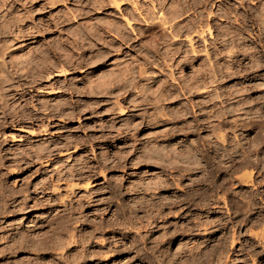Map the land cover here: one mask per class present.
Returning a JSON list of instances; mask_svg holds the SVG:
<instances>
[{
  "label": "rangeland",
  "instance_id": "1",
  "mask_svg": "<svg viewBox=\"0 0 264 264\" xmlns=\"http://www.w3.org/2000/svg\"><path fill=\"white\" fill-rule=\"evenodd\" d=\"M19 1L0 0V15L4 11L0 20H3L1 18H4V16L6 18L11 12L13 14L20 11L24 12L22 11L23 7L25 9L29 7L30 10H28L29 8L26 10L28 12L33 11L34 23L25 20L24 23H29L30 25L27 24L29 25L28 29V27H25L27 25L22 23V25H25L23 31L27 33L30 30L29 32L34 33L38 27L42 30V26L48 28V30L43 28L45 32L40 36L36 34L34 40L27 38L23 42L21 40L13 42L15 38L11 37L12 34L10 33L13 32V29L15 31V21L9 15L10 17L8 16L7 18L12 21L8 23L7 27H9L4 29L5 31L7 29L11 31L8 32L7 30L6 32L4 31V35L2 34L6 38L2 39L5 41L2 46L6 45V48L9 46V49L5 52L11 51L8 52L10 55L7 53L9 57L5 56L4 75L9 73L13 75L5 76L3 87L0 90V131H2L0 135L5 132L4 136H0V248L2 246V249H4L6 246L9 249L12 246L9 245L10 247H8L7 244L12 245L15 241L18 243V240L10 241V239L22 229L28 234L32 232V234L28 235L30 239H34L31 242H36L40 240V237L47 236L51 232L55 234L51 233L49 237L58 236L60 228H56L57 224L49 225L48 221L50 218H59L57 222H61L63 229L76 235L75 242L69 245L70 248L77 250L74 254L77 261L74 264H83V262L86 263L87 261V264H105L106 262L104 263L102 256L100 258L99 255L83 256L84 249L87 253L92 248L106 250L107 255L111 254L113 261L110 264H264V240L261 241L259 236H255V234H260L262 229H264V170L262 169L264 166H262L263 164H260L261 166L255 164L257 162L255 161L256 159L262 160L264 158V143L259 146V151L258 147H254L256 144L254 137L256 135L258 137V133L256 128H252V126H255L254 120L260 118L257 116H261L264 119V65L254 69L253 73L248 76L239 74L238 77L226 78V80L224 78V80L222 78L221 80L220 74L217 77L214 74V81L216 82L204 84V88H207L206 91H209V94H204L203 97L205 98L194 99L196 103L203 99L210 100L207 109L196 110V116H194L198 118L200 113L207 111L213 113L234 105V103L243 99L245 101L251 100L246 107H243L245 111L252 108L251 112H249L250 115L252 113V117L246 118V115H242V117H245V121L241 122L240 125L244 126L233 127L235 126L234 121L239 120L240 113L243 114L242 110L238 111L239 113L235 112L226 118L214 121L215 124H213L216 125V123L219 124L224 120L222 125L224 124L225 130L223 129L224 131L221 132L226 137L223 143L221 139L218 140L219 138H216V136L218 137L217 131L211 132L213 127L206 130L199 128L189 136L185 133L177 132L173 136L174 138L170 137L171 141H164L167 138H162L161 136L169 132L171 134V131L175 129L174 127L182 124L177 123L178 120L173 119L172 116H169L165 122L152 126L140 125L138 132L132 131L129 133V131L125 130V122L139 114L145 115L144 111H146V108L148 113L151 111L150 107L129 108L132 105L131 100H139L138 96H140V93L137 90L133 91L131 95H127V100L120 104L126 109L128 108L125 114H121L117 109L118 104H116L117 99L121 97L110 98L107 97L106 93H102L98 97L88 95L86 98V96L76 93L72 95L71 89L73 87H85L89 85L90 79H94L95 76L123 67L124 64L132 59L129 49L144 46L145 40L140 41L139 34L141 29L146 30V26L142 19H138L140 16L138 17V14L136 16L137 11L134 6L141 7L143 11L147 8L150 10L151 1L119 0L124 3L123 6L125 7L121 6L120 9L110 6L107 0H67L54 6L50 5L47 0ZM22 1L24 2L23 6ZM31 1L33 2L31 3ZM135 1L138 5L132 4ZM170 1L174 0H167V7L171 3ZM245 1L214 0L208 6L210 8L208 10L220 13L219 7L226 8L230 4L232 8L235 7L244 11L245 7L241 3H244L245 6L247 3H251L250 0ZM20 6H22V9ZM132 9L134 10L131 14ZM142 10L140 9V11ZM7 11L8 15H6ZM86 11L89 12L88 16L82 19L77 16L81 12ZM128 12L132 18L128 16ZM150 12L148 11V13ZM156 12L157 10L152 11L151 15H148L153 16L152 14L154 13L155 18L152 22H155V24L156 19L158 20ZM193 12L191 11L188 16L193 17ZM73 13L77 18L74 19ZM234 14L226 15L222 13L221 15H224V17L221 15L215 16L214 22H211L210 32L212 35L209 37L208 31H205L204 35L199 39V42H202L200 45L198 44L199 48L197 47V50H200L201 53L199 52L196 55L198 57L201 55L200 58L192 59L191 63L193 66L182 68V70L180 69L181 71L174 68L177 78L176 82L179 80L182 83L183 79L190 78V74L197 72L204 58L206 63L208 62L207 64L211 65L209 68L211 70L213 68L212 71L215 69L217 71L221 68L220 64L224 65L226 63L225 67L228 63V57L222 51L223 41L225 40L229 43L231 42L230 45H233V51L238 50L237 44L239 46L242 45L244 49L246 47L251 48L247 53L253 54L258 60L263 58L264 64V35H260L259 26L251 25L249 22V30L240 35L241 37L235 36L236 32H230V37L222 34L228 27L234 31V29L238 28L237 24L242 26L241 17L239 16L240 21L236 22ZM123 15L131 20L130 23L134 31L127 26ZM225 16L230 17V20L225 19ZM54 17L55 21H52ZM133 17L139 21H136ZM58 18L59 20L62 19L60 21L62 23L66 20L62 24V29L65 32L68 30L67 26L69 25L68 31L83 28L84 30L81 29V32L85 41L87 40V35L83 32L85 28L87 26L90 28L93 25L100 26V22H103L97 32L100 33L97 36L101 35L102 37L96 36L99 38L98 40L102 39L96 41L98 45L94 47V50L99 49L97 47H99V43L102 40H104L102 41L103 47L110 43L119 46L117 44L121 43L120 46L122 48L120 47L118 50L117 48L112 49V53L105 58L103 64H98L93 68L88 67L85 71V68L70 70L69 75L61 79L62 82L58 83L60 87L56 86L57 91L52 94V92L46 91L47 89L45 88H40L42 89L41 91L33 88L35 83L32 85L24 84L25 80H28L26 72L17 70L13 66L19 64L17 62L19 59H15L17 56L20 58L19 62L24 59L22 62L27 64L30 60L31 50L34 52L40 46V48L44 49L49 42L54 43L58 38L66 42L65 47L67 49L69 48L75 53L76 51L81 52L75 49L77 45L72 44L75 48L70 45V41L73 39L67 37L64 31L62 33L61 31L59 32L58 27L55 28L53 26L59 21ZM245 19L250 21L249 15H246ZM78 20H81L79 21L80 23H78ZM111 20H115L114 22L116 23L119 21L120 24L118 23V25H121L120 27L125 34L127 33L129 43L123 45L124 41L123 43L120 42L119 38L115 36V32L109 31L104 26V22L107 21L108 23ZM261 26L263 27V24ZM33 28L34 30H32ZM230 28L228 29L230 30ZM155 29L153 31L155 33L158 32L156 33V35L158 34L156 38L163 35L160 28ZM158 29L160 30L158 31ZM262 30L264 31V29ZM57 32L60 34H57ZM261 39L263 42H261ZM46 43L47 45H45ZM205 46L206 49L212 51L211 55L208 56L210 60L206 57L205 52L201 50V48L204 50ZM12 53H15L14 59L11 55ZM247 53L243 52V56L239 55L240 61L238 63H242L243 67L251 63L250 59L252 57H248ZM48 56L46 66L59 62L57 55L55 56L54 53ZM87 57L90 56L87 55ZM12 63L15 64L12 66ZM38 64L39 67L42 66L41 63ZM151 67L154 69L148 72V76H153L155 80L142 81L141 85L143 86H154L159 80H162L161 74L165 71H161V73L159 70H164V68L156 65ZM258 84L260 85L258 86L259 89L257 88V91L252 94L251 99L244 94H240L242 92L237 91L238 89ZM230 87L236 90V94L231 95L228 98L229 101L220 92ZM4 102H6L5 107L2 106ZM185 103V100H182V106ZM34 105L36 107H33ZM39 106H45L49 109L41 111ZM182 106H178V108ZM60 108H64L66 111L58 113ZM50 110L53 113L49 114ZM212 113H209V115ZM46 116L48 117L46 118ZM41 117L43 121H49L46 133H40L37 128ZM187 119L186 122L191 124L192 117L188 116ZM198 121L200 122V120ZM135 123H137V120ZM227 127H232L233 131ZM31 130H35L36 133L31 134ZM158 136L161 137L157 139L160 144L155 143L153 145V137ZM75 140L79 146L76 150L73 149L72 144L67 145V142H74ZM39 143L45 144H42V147L46 146L54 150V154L47 158L48 162L46 165L42 164L44 162L43 159H40L41 161L37 159V153L34 151L36 147L38 148L41 145ZM170 143L174 145L168 147L169 149L167 148L169 152H165V149V154L157 152L159 154L152 153L150 156V154H144L140 150L146 145L151 148L158 145V148H161ZM132 146L138 148H132ZM185 146L191 147V151H189V160L190 156L193 158H191V162L187 161L188 158H183L187 154L179 153L176 150ZM248 146H251L250 149ZM246 148L248 149L246 150ZM253 148L257 149L258 152L256 150L255 152ZM59 149H61L60 152ZM244 149L247 153L249 150H253L250 152V160L254 162L258 170H254L257 173L253 178L254 180L252 179L253 183L243 187V183L238 182L235 177L236 173L240 175L245 170L234 171V175L233 170L238 166L244 155L247 154ZM222 150L225 152H222ZM220 152L222 154L225 153L223 154L224 157ZM166 153H168V156ZM177 153H179V159H177ZM160 154L163 155L161 156L162 159ZM180 155L183 157L181 156V158ZM225 156L228 157L226 158ZM229 157L230 160L228 159ZM182 159L184 162H182ZM189 162L191 165L188 164ZM88 175L91 176L89 180L91 185H89L88 189H84ZM68 183L78 184L71 189L66 186ZM52 185L58 187L56 191L51 188L53 187ZM255 190L257 193L263 190L257 195L256 200L254 199L256 206L248 202L251 197L247 196L249 191L250 193H255ZM259 198H262L261 200L263 201H259ZM162 203L165 205H162ZM147 205L150 208L149 210ZM33 231L36 234H33ZM232 233L235 234L234 237L236 239L231 245ZM6 247L5 250H7ZM2 249H0V252ZM23 257L18 255V259ZM45 257L41 256V260L49 262V260L52 261L55 258L47 256L46 260ZM56 258L60 259L59 257Z\"/></svg>",
  "mask_w": 264,
  "mask_h": 264
},
{
  "label": "bare ground",
  "instance_id": "2",
  "mask_svg": "<svg viewBox=\"0 0 264 264\" xmlns=\"http://www.w3.org/2000/svg\"><path fill=\"white\" fill-rule=\"evenodd\" d=\"M3 1H5V0H3ZM47 1L50 3V5L54 6L55 4H57L59 2H63L64 3L67 0H47ZM47 1H45V2H47ZM107 1L110 4V6L111 5L115 6V8H117V9H120L121 6H123V4H124V3H121L123 0L122 1H119V0H107ZM150 1H151V5H149V8L151 6L150 10L147 7L146 8L148 9L149 12L151 11V9H152V11H156L157 10L156 15H158V16L156 18H158V20L156 19V24H155V22H152V20L154 21V18H155L154 17V13L155 12L152 14L153 16H148L152 11L150 13H148V11L146 12L147 9L145 11H143L142 8L139 7L142 10V11H140L138 6H136V7L134 6L135 10L137 11L136 16L138 14V17L140 16V18H138V19H140V20L142 19L144 24H145V26H146V30H142L141 29V32L139 34L140 35L139 40L140 41L145 40V42L143 44L144 46L140 47V48H135V47L130 48L129 51L132 54V56H130V57H132V59L128 63L124 64L123 67L112 69L111 71H108L106 73H102L101 75L95 76L94 79H90L89 85H87L85 87H82V88L73 87L71 89L72 90L71 91L72 95L76 93V94H79V95L86 96V98H87L88 95L89 96L98 97L100 94L106 93L107 97H110V98L121 97L120 99H117V102H116V104H118L117 109L119 110V112L121 114H125V112L128 111V108L126 109V107H124V106H122L120 104L121 103L123 104V102L127 100V97L129 95H131L133 91L137 90L140 93V96H138L139 100H131L132 105L129 108L137 109V108H140V107H144V108L150 107L151 111L148 113L147 108H146V111H144L145 115L144 114H139L137 116H134V118L131 117L130 120H127L125 122V124H126L125 130L129 131V133L132 132V131L138 132V130H139L138 127L140 125H143V126H150L151 125L152 126V125L158 124L160 122L161 123L165 122L166 120H168L169 116H172L173 119H177L178 120L177 123H182V124H179L176 127H174L175 129H173L171 131V134L169 132L168 134H164V136H161L162 138L163 137L167 138V140H164V141H171L170 137L175 136L177 132L185 133L187 136H189L190 134H192L193 132H195L199 128L206 130V129H209V128L213 127V128H211L212 129L211 132H216L217 131L216 133L218 134V137L216 136V138H219L218 140L221 139V142L223 143L225 141V137H226L225 134H223V132H221V131L225 130V128L223 127L224 124L222 125L224 120L222 122H220L219 124L216 123V125H214L215 124L214 121L218 120V119H222L224 117L226 118L227 116H230L231 114L242 110L243 114L240 113V115H239L241 119L239 118V120H235L234 121L235 126H233V127L241 126L240 125L241 122L245 121L244 120L245 117H242V115L243 116L246 115V118L252 117L251 116L252 113H251V115L249 113V112H251L252 108L249 109V110H246V111L243 109V107H246L247 104H249L251 100H249V101L246 100L245 101L243 99L240 102L234 103V105H231V104H233V103H231V104H229L231 106L226 107V108H224L222 110H219V111H214L213 113L209 112V111L200 113V116L198 118V117H195L196 116L195 115L196 114V110L197 109H199V110L207 109L209 107L208 103L210 102V100L203 99L199 103H196L194 101V99L195 98H200V97L201 98H205V97H203L204 94L208 93L209 91H206L207 88H204V84L205 83L206 84L207 83H215L216 81H214V74H216V77H217L218 74H220V79L224 78L225 80H226V78L229 79L231 77H238L239 74H241V75L243 74V75H247L248 76L250 73H253L252 71L254 69L264 65L263 64V58H262V60H258L257 57L255 58V56L253 54H248L247 53L249 51V49H251V48H247L246 47L247 49L246 48L244 49V47L242 45L239 46L238 44L236 45V47H238L237 48L238 50L237 51H233L232 49H234V48H233V45L232 46L230 45L231 42L229 43L227 40H225V41H223V45H222L223 46V50L222 51H223L224 55L228 57V63H227V65L225 67H224V65L226 63L224 65L223 64L219 65L217 63L219 66H221V68H219L217 71H215L216 69L214 68L215 70L212 71L213 68H212V70L209 68V66L211 67V65L210 64L208 65L207 64L208 62L206 63V61H205L206 59L204 58L205 60L204 59L202 60V63L198 67L197 72H195V73L192 72L190 74V78L183 79L182 83L179 80L176 82L177 78H176V74H175V69L174 68L182 70V68H186L187 66H193L192 63H191V60L195 59V58L196 59L200 58V56H201L200 54H199L200 55L199 57H198V55H196V54H198L200 52V50H197V47L199 48L198 44L200 45V43L202 42V41L199 42V39L204 35L205 31H208L209 37H210V35H212V33L210 32L211 31V22H214L215 16L221 15L222 13H224L226 15H231L232 13H235L234 17L236 19H234V18H232V19H234L236 22L237 21L239 22L240 21L239 18L241 17V21H243V23L241 22L242 26H239V24H237L238 28L234 27V28H236V30L234 29V31H232L231 28L228 27V28H230V30L227 28L225 31L222 32L223 35L229 36L230 32H234V33L236 32L235 36L243 35L247 30H249L248 29L249 22L251 23V25L253 24V25L259 26L258 30L261 33L260 35H264V31L262 30V29H264L263 28L264 27V0H256V1L250 0L251 3H249V4L247 3L246 6H245L244 3H241V5L242 6L244 5V7H245L244 11H242L243 9H236L235 7L232 8L231 5L228 4V6L226 8L225 7L224 8L223 7H221V8L219 7V12L220 13H216V12H214V10H208V9H210L208 6L214 0H174V1H170L171 3L168 5V7H167V0H150ZM216 1H222V0H216ZM244 1L245 0H241V2H244ZM32 2L33 1H31V3ZM23 3L24 2L22 1V6H23ZM19 4L21 5L20 1H19ZM132 4L136 5L137 3L135 1L134 3L132 2ZM22 6H20L21 9H22ZM10 7H12V6H10ZM15 8H17V7H15ZM23 8L24 9L22 11H24V12H21L19 10L20 12H17V13H15L16 11L13 9L15 11L14 12L15 14H13L11 12V14H9L11 17L8 15V11H7V14H6L11 19L13 18V21H15V31L13 29V32L10 33V34H12L11 37L13 36V38H15L13 42H15V40H21L23 42L27 38H30L31 40H34L35 39L34 36L36 34L37 35L39 34V36H40V35H42L45 32V30H43V28H44L43 26H42V30L38 26H35V27H38V28H36L34 33L33 32H29L30 30L27 33L25 31H23V27L25 25L29 24V23L25 24L24 21L28 20L30 22H33V20H34L33 14H32V12H33L32 11L33 10L32 7H31V11L32 12H28V10H30L29 7H27V8H29L28 10H26L27 8L25 9V7H23ZM123 8H125V7L123 6ZM85 10H86V8H85ZM133 10L134 9L131 10L132 11L131 14L133 13ZM193 10H194V12H193ZM239 10H241V11L239 12ZM80 11H82V10H80ZM87 11H89V10H87ZM87 11L86 12H81L77 16L78 17L80 16L81 19H82L83 17L88 16L89 12H87ZM127 11H128V9H127ZM191 11L194 13L193 17L188 16ZM216 11L218 12V10H216ZM2 12H4V11H2ZM2 12H1L0 17L2 16ZM124 13H125V11H124ZM12 14H13V16H12ZM128 14H127L128 16H131L129 12H128ZM246 15L247 16L249 15L250 21L246 20L247 18L245 19ZM8 16H6V18L4 16V18L3 17L1 18L3 20H0L1 21L0 22V33H1L0 34V42H1V45H0V90L3 87V83L5 81V76L12 74V73L7 72L9 74H5L4 75L5 66H6V61H5L6 58H5V56L10 55L8 52H11V51H8L7 52L8 55H7V53L5 51H7L9 49L8 48L9 46H7V48L5 47L6 45L4 47L2 46L5 43V41L2 40L4 38L3 37L4 31H5L4 28L5 27L8 28L9 27V26L7 27L8 23H10L12 21L11 19L7 18ZM73 16H74V13H73ZM77 16H74V19L77 18ZM221 16L224 17V15H221ZM64 17H63V19H64ZM123 17H125V16L123 15ZM59 18H60V16H59ZM59 18H58V20H59ZM131 18H132V16H131ZM229 18L230 17L225 16V19H229ZM7 19H9L10 21L7 20ZM125 19H126L125 22H126L127 26L130 27L132 31H134L133 28H132V25L130 23L131 20L129 18H127V17H125ZM134 19L136 20V18H134ZM138 19L136 21H139ZM56 20H57V17H56ZM61 20H59L56 23L54 22L55 24L53 26L55 28L58 27L57 28L58 31L59 32L61 31V33H62L64 31L62 29V26H63L62 24L65 23L64 21L67 20V17H66V20L63 21V23L60 22ZM52 21H55V17H54V19ZM79 21H81V20H78V23H80ZM111 21L108 22V23H107V21L104 22V24H105L104 26L109 31L115 32V36H117L119 38L120 42L123 43V41H124L123 45H125L126 43H129V41L127 40V36H128V35H126L127 33L125 34L123 29L120 27L121 25H118L119 21H118V23L114 22L115 20L112 21V23H111ZM22 23H24L25 25H22ZM78 23H77V25H78ZM101 23H103V22H100V24H99L100 26H98V25L96 26V25L92 24L93 26H91L90 28L86 25L87 27L85 28V31H83L84 34L87 35V40L86 41L84 39V36L82 35L83 33L81 32V29H83V28H81L80 30H78V29L77 30L76 29L72 30L71 29L70 31H68L70 25L67 26L68 30L66 32L64 31L66 33L65 35L67 37L73 39L72 41H70V39H69L70 45H72V44L73 45H77L76 46L77 48H75V46H73V45L72 46L76 50L78 49L81 52H77L74 49V51H76V53H75V52H72L69 48H68L69 49L68 50L65 47L66 42L57 37L58 40L55 41V39H54V41H55L54 43H50L49 42L48 45L46 43L45 45H47V46H45L44 49L40 48L41 46L40 47L38 46L39 48L34 50V52L32 50H31V53L28 51L31 55L29 56L30 57L29 62L27 61L29 58L25 56L26 58H28L26 60L28 62L27 64L22 62L24 59L23 60L21 59L22 61L19 62L20 58L17 56V58H15V59L16 60L19 59V60H17V62L19 64L16 63L18 65H16V66L14 65L13 66V64H15V63H12L11 65L13 67H15L17 70H20V71L23 70V71L26 72L28 80H25L24 84H31L32 85V84L35 83L33 88H35L37 90H40V91L42 90L40 88H45V89H47L46 91H48L49 93L52 92V94H54L55 91H57L56 86L60 87L58 83H61L62 82L61 79L64 78L66 75H69L70 70H76V69L85 68L84 69V71H85L88 67L93 68V67H95L98 64H103L105 58H107L112 53V49L117 48V50H118L121 47L120 46L121 43L117 44L119 46H116V44L110 43L107 46L103 47L102 46V44H103L102 41H104V40H102L100 42L101 44L99 43V47H97L99 49L94 50V47L98 45V44H96V41L101 36V35L97 36V35L100 34V33H97V32L99 30V27H101V25H102ZM262 24H263V27L261 26ZM13 25H14V23H13ZM29 25H27L25 27H28ZM47 25H49V24H47ZM11 26H12V24H11ZM67 27H65V28L67 29ZM83 27H85V26H83ZM155 28H160L161 31L163 32V35H161L160 37L156 38V36L158 35V34L156 35V33H158V32L155 33V31H153ZM28 29H29V27H28ZM44 29L48 30V28H44ZM160 29H158V31ZM25 30L27 31V29H25ZM32 30H34V28ZM47 30H46V32H47ZM103 30H104V28H103ZM103 30H102V32H103ZM10 31L8 30V32H10ZM54 31H57V30H54ZM161 31H160V33H161ZM219 32H221V31H219ZM146 33H147V35H146ZM57 34H60V33L57 32ZM7 35H8V33H7ZM96 36L99 37V38H97ZM40 38H42V37H40ZM232 38H234V37H232ZM4 39H6V38H4ZM160 39H161V41H160ZM67 40H68V38H67ZM100 40H98V41H100ZM238 40H240V39L238 38ZM69 41L67 42L68 45H69ZM261 42H263L262 39H261ZM196 44H197V46H196ZM43 45H44V43H43ZM42 47H44V46H42ZM68 47H70V46H68ZM5 48H6V50H5ZM33 49H35V48L33 47ZM201 50L205 52V55H206L207 58H208L209 55H211L212 51H209V49H206V46H205L204 50H203V48H201ZM49 52H50V54L54 53L55 56L57 55V57H58L57 59H59V62H55V64L46 66V60L49 57L48 55H50V54H48ZM243 52L244 53L246 52L248 57H252L250 59L251 61L249 60L251 63L248 64V66H245V67L242 66V63L241 64L238 63L240 61L239 55L243 56ZM253 52H254V50H253ZM14 54L15 53L11 54L12 57L14 56ZM34 54H35V56L33 57ZM87 55H89L90 57H87ZM13 59H14V57H13ZM16 60H15V62H16ZM209 60H207V61H209ZM38 63H41L42 66L39 67ZM154 65L159 66V67L161 66L160 68H162V67L164 68V70L163 69L159 70L160 72L161 71H165L163 74H161L162 72L161 73L159 72L161 74L162 80H159L157 82V84H155L154 86H150V87L141 85L142 81H147V80H150V79L152 81L155 80V79H153L154 78L153 76L152 77L148 76V72H151L154 69L151 66H154ZM37 67H39V68H37ZM165 67L168 68V69H166ZM223 67L224 68L227 67V68L224 69ZM16 69H15V71H16ZM174 82H176V83H174ZM258 86H260V85L259 84L256 85V86L250 85V86L245 87L243 89H238L237 91L242 92V93H240V92L239 93L240 94H244V95L248 96L249 99H251L252 94L257 91ZM220 93L224 97H226L227 100H229L228 98L231 95L236 94V90L233 87H230L227 90H222ZM208 94H207V96L209 97ZM242 97H244V96H242ZM248 98H246V99H248ZM182 100H185V102H186L184 104V106H182V104H181ZM168 101H170V102H168ZM164 102H166V103H164ZM62 105H63V103H62ZM2 106L5 107L6 106V102H4ZM178 106H182V107L178 108ZM33 107H36V105H34ZM39 107H40L41 111H45V110L49 109L48 107H45V106H39ZM64 111H66V109L60 108L58 110V113H61V112L64 113ZM51 112H52V110H50L49 114H51ZM209 113H212V114L209 115ZM263 113H264V111H263ZM46 114H48V113H46ZM188 116L192 117L191 124L186 122V120H188L187 119ZM47 117L48 116H46V118ZM257 117H260V118L258 119L256 117H254V118H256L254 120L255 126H252V128L253 129L256 128V131L258 133V137H257V135L254 137V139H255L254 142L256 144L254 143L255 145L254 144L253 145H254L255 148L258 147V151H259V146H261L264 143V119L261 116H257ZM12 120H13V118H12ZM136 120H137V123H135ZM198 120H200V122ZM48 125H49V121L48 120H44L43 121L42 117L39 118V126L37 128L39 129L40 133H46L48 131L46 129V127ZM242 126H244V125H242ZM15 128L20 129V130L22 129V128H18V127H15ZM227 128H231L230 130L233 131L232 127H227ZM0 132H2V131H0ZM34 132H35V130H31V134H33ZM3 134H5V132ZM3 134H1V135H3ZM161 137H159V136L158 137H153V142H154V143L152 142L153 145L155 143L158 144L159 142H157V139L161 138ZM256 137H257V141H256ZM11 139H12V137H11ZM77 143L78 142L76 140L74 142H70L69 141V142H67V145L68 144H72L73 145V149L76 150L79 147ZM40 144L41 143H39V145ZM42 144H44V143H42ZM42 144L40 146H38L39 149L36 147L37 150L35 148L34 151L37 153L36 154L37 155V159H39V160L43 159L44 162L43 163L41 162V163L46 165L47 162H48L47 158H50L51 155L54 154V150L50 149V147H46V146L42 147ZM158 145H155V147H152L153 149L146 145L143 148H141L140 150L144 154H150V156L152 155V153L153 154H159L160 152H162L163 154H165L164 150L166 149L165 152H169V150H168L169 148L168 147H171L174 144L170 143L169 145H165V146L161 145V146H163L161 148H158L159 147ZM94 146H96V145H94ZM94 146H93V148H94ZM250 147L251 146H248L249 149H250ZM93 148H91V149H93ZM132 148H136L137 149L138 147L132 146ZM190 148H191L190 146L189 147L185 146V147L177 148L176 150H178L179 153L181 152V153L187 154L184 157L182 156L183 155L182 154V155H180V157L181 156L183 158L186 157V158H188V160L187 159L186 160L190 161L191 158H192L190 156V160H189V155H190L189 151H191ZM248 148H246V150ZM176 150H174V151H176ZM255 150L257 151V149H254V151ZM60 151H61V149H59V152ZM245 151L243 152L244 154H245ZM252 151L253 150H249L248 153L246 151L247 154L244 155L242 160L238 163V166L233 170V172L234 171L245 170L240 175H237V173H236V177H235L236 179H238V182L243 183L242 184L243 187L247 186V184H252L253 183V180H254L253 178L255 177V174L257 173V171H254L256 169V165L257 164H259V165L263 164L262 166H264V158L263 157H262L263 158L262 160L261 159H256L255 160V161H257L255 163L256 165L254 164V162H252V160H250V155H251L250 152H252ZM157 152H159V153H157ZM222 152H225V151L222 150ZM179 153H177L178 154V158L177 159H179ZM263 153H264V151H263ZM205 154H206V152H205ZM223 154H225V153H223ZM223 154L221 153L222 156H223ZM166 155L168 156V153H166ZM226 155H227V153H226ZM161 156H163V155L160 154V158L162 159ZM230 156H231V154H230ZM45 159H47V160H45ZM228 159L230 160V157ZM231 159H232V157H231ZM182 162H184V160ZM190 162L188 164H190ZM231 162H233V161H231ZM195 165H197V164H195ZM262 169L264 170V168H262ZM256 170H258V169H256ZM234 174H235V172L233 173V175ZM262 174H261V176H262ZM90 178H91V176L88 175L87 176V182L84 184V189H86V188L88 189L89 185H91V182H89ZM60 180H58V181H60ZM77 184L78 183H75V184L74 183H70V184L68 183L66 186L72 189ZM158 185H159V182H158ZM52 186L53 187H51V188L56 191L58 187H55L56 185H52ZM261 192L257 193V191H256L255 193H250V191H249V194L247 193L248 194L247 196H249L251 198L248 200V202H251V203L255 204V206H256V203L254 202V199ZM261 199L262 198H259L258 200L259 201H263ZM246 203H247V201H246ZM159 204H161V203H159ZM162 205H165V204L162 203ZM153 208H154V206H153ZM147 209L148 210L150 209L149 206L147 207ZM57 217H58V215H57ZM58 219L50 218L49 221H48L49 225L57 224L56 228H58V227L60 228V233L56 237L54 235H53L54 237L53 236L49 237V235L51 233L52 234L54 233V232H51V233H48L47 236L40 237V240L36 239L37 240L36 242H31L34 239L33 240L30 239V237L28 235L32 234V232H29V234H28L26 231H24L22 229V230L19 231V233L17 232V234L13 235L11 239L7 238V239H10V241L18 240V243H16V241H15L16 244L14 242H13L14 244H12V245L11 244H7L8 247H10V246L13 247V248L10 247L9 249H7V247L5 246L8 251L5 250L4 246H3L4 249H2V246H1L0 249H2V251L3 250H5V251H3V252L1 251L0 252V264H74L77 261L76 258L74 257V254H75V252L77 250H75L74 248H70L69 245H71V244H73L75 242L76 235L73 232L69 233L68 231L64 230L61 222L60 221L57 222ZM32 222H33V220H32ZM202 223H204V222H202ZM204 226L206 227V225H204ZM205 230H208V229H205ZM33 234H36V233L33 231ZM234 235H235L234 233H232V235H231V242H230L231 245L234 243V241L236 239L234 237ZM255 236H259V239L261 241L264 240V229H262V232L260 234H258V235L255 234ZM38 239H39V237H38ZM18 255L19 256L21 255V257L24 256L25 258L23 257V258H19L18 259ZM84 255L85 256H89V257L91 255H93V256L94 255H99V258H100V256H102L104 263L106 262L105 264H110L111 261H113V259L111 257V254L107 255L106 250H102V249H93L92 248L87 253L85 252V249H84L83 256ZM41 256H46V257L47 256H53L55 258H53L52 261L49 260V262H48V261H43V259L41 260ZM56 257H59L60 259H58ZM46 260H47V258H46ZM87 262L86 263L83 262V264H87ZM91 262H93V261L91 260Z\"/></svg>",
  "mask_w": 264,
  "mask_h": 264
}]
</instances>
